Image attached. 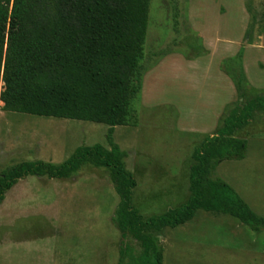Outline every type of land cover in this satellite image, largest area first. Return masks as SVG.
<instances>
[{
    "label": "rangeland",
    "instance_id": "1",
    "mask_svg": "<svg viewBox=\"0 0 264 264\" xmlns=\"http://www.w3.org/2000/svg\"><path fill=\"white\" fill-rule=\"evenodd\" d=\"M144 64L142 92L113 138L137 181L134 206L147 218L187 201L195 147L245 98L264 95V0H150ZM3 106L0 171L26 161L61 164L82 145L110 148L107 124ZM237 136L248 141L245 158L223 160L214 175L264 217V112ZM119 201L109 169L89 163L70 178L21 179L0 205V264H118ZM154 235L163 264H264V230L230 214L199 209ZM128 242L140 256L141 243Z\"/></svg>",
    "mask_w": 264,
    "mask_h": 264
},
{
    "label": "trees",
    "instance_id": "2",
    "mask_svg": "<svg viewBox=\"0 0 264 264\" xmlns=\"http://www.w3.org/2000/svg\"><path fill=\"white\" fill-rule=\"evenodd\" d=\"M149 11L150 0H0L4 110L104 123L110 145H82L61 164L26 161L1 170L0 205L29 175L65 179L87 163L108 168L120 197L112 218L122 237L118 264H163V246L154 232L191 221L199 209L230 214L255 232L264 230V217L214 175L223 160L245 158L248 141L237 131L264 112L263 94L245 98L240 93L245 99L238 110L195 147L184 204L147 218L134 206L137 181L113 133L129 122L131 103L149 69L144 64ZM130 237L141 243L140 256L131 253Z\"/></svg>",
    "mask_w": 264,
    "mask_h": 264
}]
</instances>
